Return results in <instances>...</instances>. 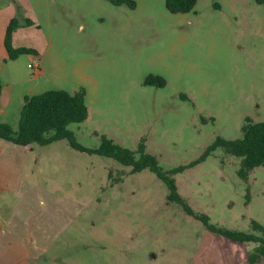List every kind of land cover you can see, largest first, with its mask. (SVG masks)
<instances>
[{
    "label": "rangeland",
    "instance_id": "rangeland-1",
    "mask_svg": "<svg viewBox=\"0 0 264 264\" xmlns=\"http://www.w3.org/2000/svg\"><path fill=\"white\" fill-rule=\"evenodd\" d=\"M31 1L41 29L12 44L39 55L0 66L16 108L30 93L83 88L87 118L67 126L79 144L95 149L105 136L134 151L143 143L163 169H177L178 193L208 225L259 233L264 166L241 173L223 142L238 138L247 118L264 122V4L196 0L173 13L165 0ZM14 111L7 118L17 126ZM31 157L10 212L28 206L34 234L56 240L48 264H264L249 259L257 243L207 230L148 169L132 173L66 139L34 144Z\"/></svg>",
    "mask_w": 264,
    "mask_h": 264
},
{
    "label": "trees",
    "instance_id": "trees-1",
    "mask_svg": "<svg viewBox=\"0 0 264 264\" xmlns=\"http://www.w3.org/2000/svg\"><path fill=\"white\" fill-rule=\"evenodd\" d=\"M255 1L258 4H264V0ZM122 2H126L131 7L134 6L133 0H113L115 4ZM195 4L196 0H165L166 8L173 13L189 12ZM32 24L33 21L29 18L13 17L9 20L3 41L9 59H16L23 53L35 54L33 48L15 47L12 44L13 33L19 27ZM158 82L163 83L160 80ZM1 86L0 80V91ZM87 115L88 107L83 88H79L73 93L65 90H46L24 97L16 129L7 123L0 122V138L15 145L37 144L41 147L57 140L66 139L71 147L110 157L121 165L130 167L132 173L148 169L164 183L168 190V199L176 200L183 206V211L186 214L197 220H202L207 225V230L240 243H257L256 252L249 255L250 260H254L257 256H264L263 226L253 221L252 227L259 233L251 234L237 229L208 225L207 218L200 213H195L178 193L175 180L171 176L177 169H163L154 155L145 152L143 143L134 151L114 143L105 136L100 137V144L95 149H87L79 144L67 126L70 123L84 121ZM223 145L227 152L241 158V173L264 166V122H254L251 118H247L241 127V135L236 139L224 141Z\"/></svg>",
    "mask_w": 264,
    "mask_h": 264
},
{
    "label": "crops",
    "instance_id": "crops-1",
    "mask_svg": "<svg viewBox=\"0 0 264 264\" xmlns=\"http://www.w3.org/2000/svg\"><path fill=\"white\" fill-rule=\"evenodd\" d=\"M47 2L49 0H44L42 2L43 6L47 5ZM8 4L13 6L11 10L6 7ZM32 7L31 0H7L3 6H0V66L1 63L8 60V54L3 41L6 26L11 18H29L33 21L32 25L19 27L13 33L12 43L18 39V36L26 34L24 36L30 37L31 27L36 30L41 29L30 16ZM28 47H32L36 51L35 54L31 55H35L36 57L39 55L36 48L33 46ZM2 76L0 70L2 84L0 91V122L7 123L13 129H16L18 124L14 126L9 122L7 117L12 108H15L13 114H18L22 105L16 108V97L13 95V86L11 83L6 82ZM28 95H33V93ZM33 145H15L0 138V264H48L44 252L49 250L52 251L50 254L52 256L50 258L51 261L54 262L56 258V248L47 246V243L54 244L56 240L52 239L50 242L47 241V237L34 234L33 229H38V226L31 224L30 219H32V216H30L31 218L27 216L31 211L30 208L28 206L18 208L16 211L17 217L13 216L10 212L12 206L13 208H17L21 201L22 196L19 191L20 187H23V180L26 175L25 169L29 160L37 159L31 157ZM39 202L43 203V199L40 198ZM33 212L31 211V213Z\"/></svg>",
    "mask_w": 264,
    "mask_h": 264
},
{
    "label": "built area",
    "instance_id": "built-area-1",
    "mask_svg": "<svg viewBox=\"0 0 264 264\" xmlns=\"http://www.w3.org/2000/svg\"><path fill=\"white\" fill-rule=\"evenodd\" d=\"M28 66L29 67H36L37 68L38 67V64L37 63H35V65L28 64ZM37 73H39V71H37Z\"/></svg>",
    "mask_w": 264,
    "mask_h": 264
},
{
    "label": "water",
    "instance_id": "water-1",
    "mask_svg": "<svg viewBox=\"0 0 264 264\" xmlns=\"http://www.w3.org/2000/svg\"><path fill=\"white\" fill-rule=\"evenodd\" d=\"M149 255H150V257H151V258H154V257H155V255H154V253H153V252H150V254H149Z\"/></svg>",
    "mask_w": 264,
    "mask_h": 264
}]
</instances>
